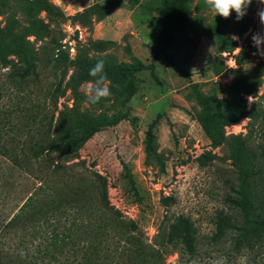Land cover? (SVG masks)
I'll return each mask as SVG.
<instances>
[{
  "label": "rangeland",
  "instance_id": "obj_1",
  "mask_svg": "<svg viewBox=\"0 0 264 264\" xmlns=\"http://www.w3.org/2000/svg\"><path fill=\"white\" fill-rule=\"evenodd\" d=\"M19 1L7 0L13 8ZM51 1L67 17L100 2ZM140 1L157 7L158 0ZM122 2V7L105 20L95 21L89 30L72 21L54 25L41 14L47 31L37 40L29 37L35 52V73L25 79L17 77L20 66L13 56L7 58V64L0 63V143L11 153L21 154L22 150L27 155L29 148L45 144L59 112L66 108L76 107L69 116L80 112L102 125L73 157L62 161L51 155L54 164H62L57 172L52 166L47 170L49 165L40 164L44 157L39 161L32 156L22 159L20 171L12 169L8 157H0V169L13 172H8L7 182H0V217H9L32 192L31 174H34L33 182L41 184L40 198L63 194L65 185L77 188L89 187V182H106L109 203L120 215L116 217L104 209L92 188L78 203L67 206V215L61 216L59 221L51 219L48 224L40 220L34 226L28 223L7 234L0 250L9 256L10 264H88L84 257L91 230L87 227L93 225L96 227L93 232L99 234L94 238L99 247L91 264H121L130 251L127 238L131 222L138 227L137 235L144 243L155 247L162 233L160 228L166 230L168 224L185 217L195 229L200 254L196 264H264V238L261 247L253 253L233 250V232L217 241L212 240L218 212L233 214L225 198L236 186V175L225 148L210 147L198 123L200 108L190 87L196 84L204 95L215 93L218 98H226L233 70L239 68L235 59L240 53L241 69L257 61L264 62V47L258 48L252 40L256 33L264 35V24L257 15L264 4L253 0L246 15L252 20L250 28L241 38L227 33L237 40L238 46L230 53L219 54L213 39L203 34L216 14L210 8L198 9V0L188 4L187 13L189 20L199 18L196 31L179 28L170 21L158 22L157 13L130 7L127 0ZM6 18L7 14L0 12L2 27ZM16 19L21 27L27 25L20 14ZM80 45H86L90 55L113 58L117 65L138 62L151 69L134 74L136 92L131 97L121 92L123 86L109 82L106 84L110 96L95 104L88 100L92 83L82 84L75 97L69 90L58 97L59 92H54L53 86L64 76L60 91L63 90L71 74L69 62ZM214 60L223 68L219 74L213 72ZM261 96L262 99H258ZM247 101L249 107L259 105L262 114L264 85L255 97H247ZM259 123L255 122L249 133V120L244 118L226 127L225 131L227 135L242 134L248 148L259 156L264 152V133ZM149 125L162 168L154 160H150L149 165L144 163ZM257 166L261 168L256 182L264 200V165L259 157ZM127 171L135 183L139 203L130 190ZM162 196L171 198L170 206L161 205ZM89 207L94 208L92 213ZM72 220L76 225L66 231V244L48 239L54 226H71ZM168 250L171 253L164 257L163 264H176L178 254L173 247ZM108 255L111 259L106 258Z\"/></svg>",
  "mask_w": 264,
  "mask_h": 264
},
{
  "label": "trees",
  "instance_id": "obj_2",
  "mask_svg": "<svg viewBox=\"0 0 264 264\" xmlns=\"http://www.w3.org/2000/svg\"><path fill=\"white\" fill-rule=\"evenodd\" d=\"M191 1L158 0L155 8L152 4L140 3V0H127V3L130 7H138L143 12L157 13L155 19L158 22L170 21L179 28L196 31L195 27L200 25L199 18L191 20L187 18L188 4ZM122 6V0H100V2L85 7L81 12L67 17L60 7L51 0H20L16 8L8 4L7 0H0V12L7 14L5 25L3 27L0 25V63L7 64V58L13 56L16 59V64L20 66L17 77L25 79L35 73V52L29 37L37 40L44 34V31H47V24L40 19L41 14L51 24L60 25L66 21H72L89 30L95 21L105 20L115 9ZM197 8L208 7L203 0H198ZM17 14L23 17L27 25L20 26V21L16 19ZM251 24L252 20L248 16H244L242 20L238 21L235 13L229 19L215 15L211 22L205 26L203 34L213 39L217 53H230L237 48L238 42L227 33L241 38ZM185 39L189 38L185 37ZM101 59L105 65L106 82L123 86L121 92L127 97L133 96L136 92L137 81L134 74L144 69H151L150 66H144L138 62L131 65H117L113 58L90 55V49L86 45H80L75 57L69 62L71 74L68 76L63 90L60 91L64 76L56 81L53 91L59 92L58 97H62L68 90L74 97L77 96L78 88L82 84H94L95 78L89 75V70ZM235 61L239 68L233 70L226 98H218L215 93L204 95L196 84H192L190 87L191 94L200 108L197 120L210 141V147L212 149L225 148L227 160L230 161L236 175V186L225 198V203L233 214L225 213L223 210L218 212L215 221L216 231L212 240L217 241L233 232V250L235 252L245 250L253 253L261 247V239L264 238V200L258 191L259 183L256 182L258 170L261 168L257 166V159L259 157L264 165V152L257 156L248 148L242 134L227 135L225 129L246 118L249 120V133L252 132L254 123L257 121L260 122L259 129L264 133V111L262 114L260 113L259 105L249 107L247 101V97H255L258 89L264 85V62L257 61L249 68L241 69V53ZM212 66L215 74L223 71L222 66L218 65L215 60L212 62ZM258 99H262V96ZM74 109L76 107L66 108L59 112L54 129L48 134L45 144L38 145L37 148H29L30 154L25 155L27 152H22V150L21 154L11 153L4 144L0 143V157H8L6 159L12 165V169L16 168L18 171L22 167V159L26 160L32 156L35 161H39L41 157H44L45 159L40 161V164L49 165L46 166L47 170L52 166L57 172L62 168V164H54L51 155L62 161L73 157L78 148L82 147L102 128V125L95 119L87 117L83 113L76 112L69 116ZM145 137L144 163L149 165L150 160H154L162 168L163 164L159 159L150 125ZM8 172L13 173L6 169H0V182H7L10 175ZM126 175L130 182V190L139 203L138 192L130 172L127 171ZM30 177L32 192L26 197L24 203L9 217H0V245L7 234L25 224L30 223L34 226L40 220L47 223L51 219L59 221L61 216L67 215L68 207L74 202L78 203L83 198L82 196L92 188L96 190L97 198L99 201L101 200L104 209L116 217L120 215L119 211L109 203L106 182H89L90 188L77 185V188H73L65 185L62 189L63 194L53 198H40L41 184L38 186L37 182H33L34 174H31ZM85 188L87 190H83ZM160 203L163 207H168L171 205V198L162 196ZM89 211L92 213L94 208L90 209L89 207ZM72 225H76L74 220H72L71 226H61L60 228L57 225L54 226V229L49 232L48 239L53 240V243L66 244L68 237L66 231ZM94 229L96 227L93 225L87 227V230H91L87 243L88 251L84 257L88 264H91L92 260L97 257L96 253L99 247V242L94 239L99 234L93 232ZM160 229L162 233L159 234L154 247L144 243L137 235L138 227L134 222H131L127 238L130 251L126 260L121 264H163L164 257L171 253L168 250L169 247H173L175 253L178 254L176 264H196V259L200 254L196 244L195 229L188 218L179 217L174 223L168 224L166 230ZM46 253L49 254L48 251ZM8 257L0 250V264H10L11 261ZM106 258L111 259V255Z\"/></svg>",
  "mask_w": 264,
  "mask_h": 264
},
{
  "label": "clouds",
  "instance_id": "obj_3",
  "mask_svg": "<svg viewBox=\"0 0 264 264\" xmlns=\"http://www.w3.org/2000/svg\"><path fill=\"white\" fill-rule=\"evenodd\" d=\"M204 4L210 8L216 16H221L225 19L236 14V19L242 20L247 15L248 8L253 0H203ZM260 4H264V0H258ZM260 23L264 24V8L257 12ZM253 44L258 48L264 47V35L256 33L252 36ZM104 61L98 60L96 64L89 70V75L95 78L94 85L89 89L88 100L90 103H98L101 99H106L110 96V90L106 84V73L104 71Z\"/></svg>",
  "mask_w": 264,
  "mask_h": 264
}]
</instances>
